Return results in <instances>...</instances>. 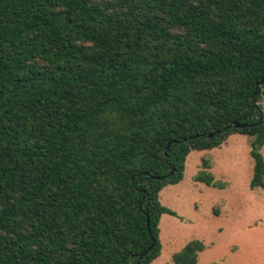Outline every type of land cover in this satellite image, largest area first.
<instances>
[{
  "label": "trees",
  "instance_id": "1",
  "mask_svg": "<svg viewBox=\"0 0 264 264\" xmlns=\"http://www.w3.org/2000/svg\"><path fill=\"white\" fill-rule=\"evenodd\" d=\"M263 78L264 0H0V264H152L161 191L235 133L264 188Z\"/></svg>",
  "mask_w": 264,
  "mask_h": 264
},
{
  "label": "rangeland",
  "instance_id": "2",
  "mask_svg": "<svg viewBox=\"0 0 264 264\" xmlns=\"http://www.w3.org/2000/svg\"><path fill=\"white\" fill-rule=\"evenodd\" d=\"M260 105L264 113V97ZM250 151L251 137L235 133L219 148L190 153L184 179L160 193L173 214L161 217L162 254L152 264H174L194 239L204 244L198 264H264V188L250 186ZM202 171L213 175L211 185L197 181Z\"/></svg>",
  "mask_w": 264,
  "mask_h": 264
},
{
  "label": "water",
  "instance_id": "3",
  "mask_svg": "<svg viewBox=\"0 0 264 264\" xmlns=\"http://www.w3.org/2000/svg\"><path fill=\"white\" fill-rule=\"evenodd\" d=\"M263 85H264V78H263L260 82L257 83V88H260V87L263 86ZM255 94L258 95L259 92L256 91ZM253 104H254V106H257V105H258V103H257L256 100L253 101ZM236 126H237V127H244V126H246V125H245V124H236ZM210 137H213V136L210 135ZM148 224H149V219H148ZM155 244H156V241L153 240V243H152V245L150 246L149 250H152V249L154 248Z\"/></svg>",
  "mask_w": 264,
  "mask_h": 264
}]
</instances>
